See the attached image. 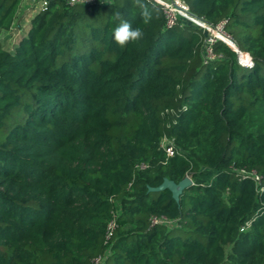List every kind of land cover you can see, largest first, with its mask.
I'll return each mask as SVG.
<instances>
[{"label": "trees", "instance_id": "1", "mask_svg": "<svg viewBox=\"0 0 264 264\" xmlns=\"http://www.w3.org/2000/svg\"><path fill=\"white\" fill-rule=\"evenodd\" d=\"M184 1L249 64L222 41L205 62L195 24L131 0H51L0 44V264H264V0ZM116 11L142 39L115 43Z\"/></svg>", "mask_w": 264, "mask_h": 264}, {"label": "built area", "instance_id": "2", "mask_svg": "<svg viewBox=\"0 0 264 264\" xmlns=\"http://www.w3.org/2000/svg\"><path fill=\"white\" fill-rule=\"evenodd\" d=\"M51 0H24L22 4L23 11H32L33 9H38V11L44 7H46ZM101 0H75V3L72 2V0H65L66 4L69 6L76 5V4H94ZM163 9L166 16V25L167 27H172L179 22L185 23L187 22L186 19L190 22L195 24L202 32L205 33V42L202 49V55L205 62H208L209 60H213L217 58L220 55L215 54L214 52V45L218 41H222L229 46H231L233 49H235L238 52L239 55V62L243 65L249 64V61L245 63L244 55L241 51L238 50L233 38L227 31L225 30V23L226 21H221L217 24H212L202 18L197 17L195 14H193L189 8V6L186 4L184 0H161V5H158ZM169 140L164 137L162 141V145L165 146L166 151L169 154H173L172 146H168ZM254 179L257 182V185H261V177L256 172L250 173ZM192 182V180H191ZM260 190H263V186H259ZM153 223H168L169 220H166L165 218H152ZM252 221L248 220L245 222L244 225L241 226V230H245L250 227ZM114 226L113 223H111L110 228ZM102 259H97L94 264H100Z\"/></svg>", "mask_w": 264, "mask_h": 264}, {"label": "clouds", "instance_id": "3", "mask_svg": "<svg viewBox=\"0 0 264 264\" xmlns=\"http://www.w3.org/2000/svg\"><path fill=\"white\" fill-rule=\"evenodd\" d=\"M75 3V0H72ZM134 8L140 10V16L143 23L147 24L153 19V14L158 11V5H161V0H131ZM112 20L119 23L113 29V39L115 43L121 47L126 46L130 42H136L143 38V31L140 27L133 28L132 24L122 19L121 13L116 11L112 14Z\"/></svg>", "mask_w": 264, "mask_h": 264}, {"label": "rangeland", "instance_id": "4", "mask_svg": "<svg viewBox=\"0 0 264 264\" xmlns=\"http://www.w3.org/2000/svg\"><path fill=\"white\" fill-rule=\"evenodd\" d=\"M27 11L29 12L28 16L31 15V18H32V16L36 12H38V9H33L32 11L27 10ZM21 12H23V9H21ZM31 18L30 17L26 18L21 23L17 22L14 26V29L11 31L0 32V44L4 48L12 50L16 46V44L18 43L22 34L27 33ZM186 21L189 22L187 19H186ZM187 178L191 180L190 176H188ZM168 224L172 225V221H169Z\"/></svg>", "mask_w": 264, "mask_h": 264}, {"label": "water", "instance_id": "5", "mask_svg": "<svg viewBox=\"0 0 264 264\" xmlns=\"http://www.w3.org/2000/svg\"><path fill=\"white\" fill-rule=\"evenodd\" d=\"M190 183L191 180L187 177L181 180L179 183H175L171 180H165L157 189L169 188L172 191L173 197L178 199L184 188Z\"/></svg>", "mask_w": 264, "mask_h": 264}, {"label": "snow or ice", "instance_id": "6", "mask_svg": "<svg viewBox=\"0 0 264 264\" xmlns=\"http://www.w3.org/2000/svg\"><path fill=\"white\" fill-rule=\"evenodd\" d=\"M245 63H247V60L245 61Z\"/></svg>", "mask_w": 264, "mask_h": 264}]
</instances>
